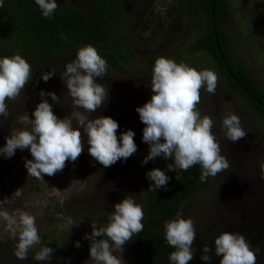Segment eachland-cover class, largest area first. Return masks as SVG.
Returning a JSON list of instances; mask_svg holds the SVG:
<instances>
[{
	"label": "rangeland",
	"instance_id": "rangeland-1",
	"mask_svg": "<svg viewBox=\"0 0 264 264\" xmlns=\"http://www.w3.org/2000/svg\"><path fill=\"white\" fill-rule=\"evenodd\" d=\"M66 2L70 7H84L83 0H66ZM229 2L236 52L243 57L244 64L260 84H264V51L262 50L264 49V24L256 27L254 21V16L263 8L261 3L264 4V0H238L237 5L236 0H229ZM168 4L167 0H145L139 7L140 10L133 11L119 30V36L135 47L137 61L142 66H144L143 57L147 54V49H154L162 40L173 43L175 46L177 37L181 34L180 30L184 28L180 17L173 18L177 15L176 11L172 16L173 19L166 20L164 27L166 31L162 33L166 34L163 37L160 33L152 35L149 31L140 33L141 22L148 11L153 9L159 13V16H163L169 8ZM161 8L165 9L163 14L159 11ZM240 11L244 13L243 18H247L244 23L235 22L236 19L241 18ZM192 25H194L193 28L201 25V19L190 21L187 28L188 35L196 32ZM237 26L239 35L245 41H241L236 34ZM140 34L149 38L148 43L140 42ZM164 46L153 52L169 58L168 52L171 48ZM204 64L205 61L202 60L199 66L205 67ZM136 65L137 63H134L132 66ZM107 75L110 76L105 77L106 81L102 84L108 87L114 96L107 99L105 105L92 115L110 116L117 121L118 135L127 129L134 131L136 154L126 161H118L119 167L114 164L104 168L88 153L87 137H84V152L80 157L75 162L69 161L63 171L54 176L44 175L43 179L27 175L25 159H32L27 149L23 151L17 149L11 158L0 155V211L8 214L6 219L0 217V264L3 261V253L7 252L15 256L18 217L21 212H27L36 218L41 242L29 250L27 257L31 260H20L19 264H95L90 259L89 248L84 247L82 243L86 242L90 245V241L85 238V233L91 234L92 223L97 227L106 226V223L98 222L97 217L114 211L113 205L129 196L141 205L142 209L144 208L140 174L144 165L141 162L147 155L148 145L142 140L144 125L135 108L150 100V96L148 99L145 91L141 90L136 96L137 104L134 102V94L115 101L116 90L120 85L125 84H116L112 78L114 72L109 68ZM139 88L140 84L135 85V89L139 90ZM28 89L29 86L26 85L17 99L6 101L9 115L0 116V146L4 145L5 137L12 130L24 127L19 118L26 113L31 117L34 106L41 100L39 92L44 90L42 86L35 85L30 91ZM132 90L134 91V84L130 85V91ZM44 91L54 92L59 97L58 103H54L47 95L43 97L52 105L53 112L59 118L70 116L73 111L78 110L74 108L72 98L61 79L53 83L52 88H46ZM200 94L198 108L202 115H209L214 120L212 131L219 141L221 153L230 163V169L217 177H208V184L202 191L186 199L172 219L179 214L182 218L191 219L195 226L196 240L193 248L196 251L193 260L188 264H196L197 259L198 264H209L213 261L219 264L220 257L215 255L213 243L217 229L232 226L234 228L232 232H236L242 225L245 226L246 231L251 232L249 231L251 222L257 220L264 232V179H261L260 169V164L264 162V119L249 109L242 97L233 93L229 94L223 89H219L215 95L209 97H205L206 93L203 94L202 90ZM123 111L125 113H122ZM229 112L239 117L241 126L247 133L245 138L236 143H231L224 138L220 127L222 117ZM116 166L119 170L115 168ZM114 170L117 171L113 175ZM173 172L165 168L168 177H171ZM226 180L233 186H230L229 193L224 191L227 188H224L225 183H222ZM251 211L253 212L249 214L243 213ZM256 212H258L257 216ZM253 234L252 231L251 235ZM77 241L80 247L75 246ZM46 242H54L62 251L52 256L48 262L36 261L35 253L42 247H47ZM254 242L264 246V236H260ZM204 243L213 249L208 253L211 256L210 262L200 259L201 246ZM198 248L200 249L197 254ZM114 254L119 255V253ZM121 256L124 264H133L126 245L123 246Z\"/></svg>",
	"mask_w": 264,
	"mask_h": 264
},
{
	"label": "clouds",
	"instance_id": "clouds-1",
	"mask_svg": "<svg viewBox=\"0 0 264 264\" xmlns=\"http://www.w3.org/2000/svg\"><path fill=\"white\" fill-rule=\"evenodd\" d=\"M35 4L45 18H52L58 8L56 0H35ZM3 6L4 0H0V8ZM159 11L163 14L165 9ZM108 67L107 61L93 46L79 47L75 59L67 62L59 75L78 110L59 118L52 105L43 99L47 95L58 103L59 97L54 92L41 90V100L34 106L31 117L26 113L19 118L24 127L12 130L5 137L0 155L11 158L17 149H27L32 157L25 159L27 175L43 179L44 175L54 176L63 171L69 161L75 162L80 157L84 152V137H87L88 153L104 168L136 154L134 131L125 130L118 139L117 121L110 116L92 115L108 99V87L97 82V78L103 79L107 75ZM55 75L53 68L42 71L40 78L47 82ZM32 78V67L21 55L0 57V116L9 115L6 101L17 99ZM218 79L213 70H197L165 56L155 58L151 70V98L135 108L144 125L142 140L148 145L142 164L162 157L172 161L167 164L170 171H187L199 165L201 182L229 171L230 163L221 153L219 141L212 131L214 120L209 115H202L198 108L201 89L215 95ZM220 127L224 138L231 143L247 135L239 117L231 112L222 117ZM260 169L261 179H264V162ZM146 177L153 182L149 185L153 192L166 188L170 179L159 168H152ZM113 208L106 226L97 227L92 223L91 234L85 233V238L90 241L89 256L95 264H124L123 246L144 230L142 206L131 196L121 199ZM7 215L0 211V217L6 219ZM163 228L167 244L174 249L168 256L171 264H188L193 260L196 251L193 248L196 240L193 221L178 214L175 219L166 221ZM17 232L15 256L24 260L29 250L41 242L36 218L21 212ZM213 243L214 253L220 257L219 264H257L259 248L254 251L239 232L220 231L214 236ZM75 246L80 247L78 241ZM201 247L200 259L210 262L208 253L213 249L207 243ZM52 253V248L42 247L34 259L48 262Z\"/></svg>",
	"mask_w": 264,
	"mask_h": 264
},
{
	"label": "trees",
	"instance_id": "trees-1",
	"mask_svg": "<svg viewBox=\"0 0 264 264\" xmlns=\"http://www.w3.org/2000/svg\"><path fill=\"white\" fill-rule=\"evenodd\" d=\"M167 1L169 8L163 16H159L153 9L148 11L141 22L140 33L149 31L155 35L161 32L166 20L172 18L182 7L193 16L196 13L195 7L203 8L207 14L208 25L196 43L192 44L190 51L206 52L234 89L243 93L246 88L249 92V95H245L248 101L246 104L264 119V89L234 54V48L224 33V25L230 19L225 0ZM143 2L145 0H83L84 7L75 8L70 7L66 0H56V12L52 18H45L35 0H4V6L0 8V57L19 54L31 65L33 78L27 84L29 91L35 85L42 86L44 90L52 88L53 83L60 80L59 75L65 64L75 59L77 49L83 45H91L101 53L112 71H124L122 61L128 60L125 52L131 55L132 45L119 36V30ZM139 38L144 39L141 34ZM150 63L152 66L154 59ZM53 68L56 75L47 82L43 81L40 78L41 72ZM108 76L110 75L105 77ZM105 77L97 78V82L106 81ZM237 81L243 86L238 87ZM113 96V92L109 90L108 99ZM117 138L119 139L118 134ZM168 163L172 161L157 157L142 167L140 180L144 197V230L125 244L133 264H171L168 256L174 249L165 240L163 225L177 214L186 199L202 191L208 184V179L206 182L200 181V166L196 165L187 171L176 169L169 177L167 187L153 192L149 188L153 182L147 179L146 173L152 168L165 172ZM115 164L120 166L118 162ZM117 166L115 168L119 170ZM222 183L227 188L224 191L229 193L232 183L227 180ZM112 211L101 214L97 221L107 224ZM82 244L89 248L86 242ZM46 245L53 249L51 257L62 251L54 242H46ZM3 256L2 264L20 262V259L10 253L5 252ZM26 259L31 260L29 257Z\"/></svg>",
	"mask_w": 264,
	"mask_h": 264
},
{
	"label": "flooded vegetation",
	"instance_id": "flooded-vegetation-1",
	"mask_svg": "<svg viewBox=\"0 0 264 264\" xmlns=\"http://www.w3.org/2000/svg\"><path fill=\"white\" fill-rule=\"evenodd\" d=\"M227 8L230 12V19L225 23L224 25V33L225 36L227 37V39L229 40V43H231V45L234 48V54L239 58V60L242 62V64L245 66V68L248 70V72L252 75V77L254 78V80L264 89V84H260V82L258 81V79H256V77L253 75V73L248 69V67L244 64V60L243 57L239 56L236 52L235 46H234V38H233V31L231 29V23H232V10H231V4L229 2V0H225ZM238 3V0H236V5ZM260 3V2H259ZM263 8L257 12V14L254 16V21L256 23V27H261V25L264 24V4L261 3ZM141 7V5L139 6ZM139 7L135 10V12L139 11ZM196 13L191 14L190 12L184 10V7L180 8L177 10V15L173 18H178L180 17V21L182 22L184 28H181L180 30V36L177 37V43L174 44L173 43H168L166 40H162L160 41L161 43L156 46L154 49L149 48L146 50V55L143 57V62H144V66L141 65V63H139L137 61V57H136V49L135 47L132 45L131 46V55H129V53L125 52V55L128 57V60L122 61L124 67V71H113L114 72V76H112V78H114V82L116 84H125V85H120L118 87V89L116 90V96H115V101L119 100L121 98H125L126 95H133L134 94V102H138L136 101V96L138 95L137 93H140L141 90L145 91V95L149 96L151 98L152 92H151V88H150V81H151V70H152V66L150 61L152 59L155 60L156 57L160 56V55H156L153 51H157L159 48L165 47L164 45H167V47L171 48V51L168 52L169 53V58L173 59L174 61H176L177 63H185L197 70H202V69H210L213 70L217 75H218V85L216 88V92H218L219 89H223L225 92H229V94L233 93L235 95H238L240 97H242L245 102H248L246 100V96L245 95H249V92L246 91V88H244V92L241 93L240 91L234 89L232 87V85H230V83L228 82L227 78L223 76L222 72H220V70L217 68V66H214V60L208 56V54L206 52L203 51H194L191 52V47L193 43H196V41L198 40V38L204 33L206 26L208 25V21H207V14L206 11L202 8H197L195 7ZM134 12V13H135ZM259 13H261V16L259 15ZM199 14V15H198ZM241 14V18L240 19H236V23L240 22V23H244L245 21H247V18L245 19V17L243 18L244 13L242 11H240ZM198 15V16H197ZM249 16V15H248ZM172 18V19H173ZM243 18V19H242ZM171 19V20H172ZM201 19V25L194 27V25H192L193 30L195 29L196 32L191 33V35H188L187 32V28L189 26V23L191 20H198ZM171 20H169V22H171ZM168 22V23H169ZM167 23V21H166ZM194 23V22H193ZM239 23V24H240ZM238 24V25H239ZM248 24V22H247ZM165 28L164 30H162L161 32H159L160 34H162L163 32H165ZM236 34L239 36L241 41H245L243 39V37H241L239 35V29L238 26L236 28ZM184 33V34H182ZM166 34V33H164ZM164 34L161 35V37L164 36ZM140 42L146 43L147 41H149V38L144 37V39H140ZM148 43V42H147ZM165 43V44H164ZM246 45V44H245ZM174 46V47H173ZM262 49V48H261ZM264 51V49H262ZM142 51V50H140ZM145 51V50H144ZM165 52V51H164ZM204 60L205 61V67H200L199 64L201 63V61ZM134 63H137V65L135 67H133L132 65ZM134 84V91H130V85ZM140 84V88L135 89V85ZM238 87H242L243 85L240 83V81H237ZM203 91V94L206 93L205 97H209L211 94L207 93L206 90L201 89ZM215 92V93H216ZM254 102H260V101H254ZM248 106V104H247ZM264 107V106H263ZM249 109H251L254 113H256L250 106H248ZM257 114V113H256ZM258 115V114H257ZM259 116V115H258ZM260 117V116H259ZM264 254V246L262 248L259 249V252L257 253V264H264V259H262V256Z\"/></svg>",
	"mask_w": 264,
	"mask_h": 264
},
{
	"label": "water",
	"instance_id": "water-1",
	"mask_svg": "<svg viewBox=\"0 0 264 264\" xmlns=\"http://www.w3.org/2000/svg\"><path fill=\"white\" fill-rule=\"evenodd\" d=\"M252 212L253 211L247 212V213L243 212V213L244 214H249V213H252ZM256 214H258V212H256L255 215ZM250 216H251V214H250ZM232 229L234 230V228H232V226H224V227H222L220 229H217V234L216 235H218L220 231H230V232H232ZM249 231H251V232L246 231L245 226H242V225H241V228H238L236 230V232H239V233H241V234H243L245 236V238L250 243V246L252 247V249L255 247V245L259 249L262 248L263 245H258V244H256L254 242V240L258 239L260 236H264L263 228H262V226H260V223L257 220H254L253 222H251V227H250ZM252 231L254 232L253 235H251L252 234ZM257 247H255V249H257ZM199 249L200 248H198V250H197V254H198ZM198 262H199V260L197 259L196 260V264H198ZM216 263L217 262L213 261L212 263H209V264H216Z\"/></svg>",
	"mask_w": 264,
	"mask_h": 264
}]
</instances>
